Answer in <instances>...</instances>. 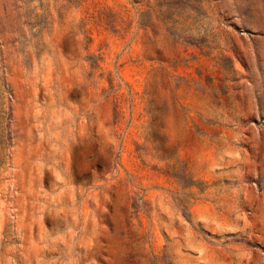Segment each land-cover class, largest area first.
Returning <instances> with one entry per match:
<instances>
[{
	"label": "rangeland",
	"instance_id": "obj_1",
	"mask_svg": "<svg viewBox=\"0 0 264 264\" xmlns=\"http://www.w3.org/2000/svg\"><path fill=\"white\" fill-rule=\"evenodd\" d=\"M0 264H264V0H0Z\"/></svg>",
	"mask_w": 264,
	"mask_h": 264
}]
</instances>
